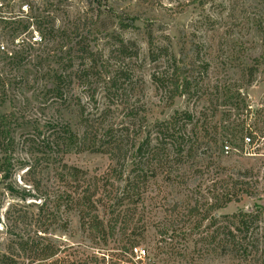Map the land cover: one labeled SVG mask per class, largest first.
Wrapping results in <instances>:
<instances>
[{
  "label": "rangeland",
  "instance_id": "1",
  "mask_svg": "<svg viewBox=\"0 0 264 264\" xmlns=\"http://www.w3.org/2000/svg\"><path fill=\"white\" fill-rule=\"evenodd\" d=\"M24 1L0 0V38L9 28H17L15 42L33 44L32 50L23 54L25 60L20 63V71L26 70L30 74L29 79L33 80L17 95L15 108L19 113L31 120L36 118L41 124L53 114L58 116L45 94L49 81L45 77L35 79L34 71L42 67V72L51 69L74 72L80 62L75 43L78 37L81 41L85 40L89 48L109 65V58L106 61L108 48L111 38L115 39V36L135 41L141 53H145L144 35L148 31L154 38L168 36L175 58L186 62L194 59L196 73L201 70V59L207 62L206 78L199 83V87L208 94L201 95V91L191 89L190 97H176L168 102L149 82L146 66L142 71L143 97L140 93L138 98L145 105L148 121L163 120L181 111L191 112L197 119L204 108L216 111L211 125L217 124L225 111L228 112L229 121L237 118L238 122H234L238 125H232L237 137L225 143L230 149L228 154L222 153L219 162L233 171L252 169L256 174L253 173L256 190L250 197L242 196L239 202L225 205L216 212V217L230 216L240 210L249 211L253 205L264 208V95L261 69L258 68L251 78L247 76L251 60L262 54L260 36L254 30L253 22L264 11V0H28L29 7ZM118 18L122 26L132 24L134 29H120ZM49 26L53 30L52 36H44V42L39 43V31ZM76 28L83 30L73 31L76 37L72 40L68 32ZM111 32L113 36L110 38ZM7 49L10 59L15 52H20L17 47L7 46ZM60 53L68 61L58 62L54 58ZM6 57L9 58L8 55ZM2 64L0 61V68ZM63 64L72 68H62ZM72 82V106L61 111L60 116L64 121L69 120L73 128V112L77 106L86 109L85 114L94 113V109L99 111L106 101L100 90H96L95 101L90 99L91 79H73ZM226 101L235 102L237 106L222 107V102ZM243 137H249V145H244ZM62 160L67 167L85 174L86 182L93 189L91 203L95 207L88 209L89 216L82 219L76 204L68 207L64 202L59 203V208L51 213V203L45 209L41 206L42 198L41 204H37L38 198L26 200V210L31 216L51 218V222H44L47 225L38 230L33 227L27 229L23 235V241L27 238L26 249L29 251L26 255L19 251L18 231L7 235L0 224V264H135L128 257L131 247L145 251V258L137 264H236L226 257H202L197 249L192 250V244L184 252L185 257L180 258L183 243L178 238L170 239V233L181 230L179 226L185 219V213L182 208L175 213L171 206L174 202H187L185 189L169 188L157 178L137 201L131 199L120 207H114L111 204L114 199L104 197L102 192L109 190V187H104L99 180L110 165L104 155L71 152L64 155ZM23 172V168L14 170L9 180L13 187L29 188L30 183ZM194 181L202 185L201 191L207 185L202 178L195 177ZM41 184L47 185L45 179ZM108 184L118 183L112 180ZM68 185L73 183L66 184L67 192L70 190ZM190 188H193L192 185ZM11 199L17 200L13 196H4L2 208L6 207V203H13ZM117 216L118 219L113 222ZM94 227L96 230L92 229ZM261 227L264 228V220ZM160 232L164 235L159 236ZM37 235L41 236V240L36 238ZM41 247H51L50 254L43 258L33 254L35 249Z\"/></svg>",
  "mask_w": 264,
  "mask_h": 264
},
{
  "label": "trees",
  "instance_id": "2",
  "mask_svg": "<svg viewBox=\"0 0 264 264\" xmlns=\"http://www.w3.org/2000/svg\"><path fill=\"white\" fill-rule=\"evenodd\" d=\"M24 2L29 7L28 0ZM117 22L123 31L134 29L132 24L122 26L120 18ZM41 25L42 22L39 23ZM253 27L260 36L262 54L251 60L247 76L251 78L258 68L261 69L264 95V11L256 16ZM78 30L68 32L72 40L76 37L73 31ZM15 33L17 28H9L0 38L3 41L0 43V61L3 62L0 68V212H3L0 224L7 235L18 231L19 251L25 255L29 252L26 249L27 238L23 241L27 229L33 227L38 230L51 222V218L31 216L26 210V200L38 198L37 204H41L42 198L41 206L45 209L51 203V213L59 208V203L64 202L68 207L76 204L82 219L89 216L88 209L95 207L91 203L93 189L86 182L85 174L67 167L62 160L71 152H88L102 154L110 162L108 170L99 180L104 187H109L102 192L104 197L114 199L111 203L114 207H120L131 199L137 201L157 178L169 188L187 191L186 203L174 202L171 206L175 213L180 208L185 213V219L182 218L179 226L181 230L170 233V239L178 238L183 243L180 258L185 257L184 252L192 244V250L197 249L202 257H226L236 264H264V228L261 227L264 208L253 205L249 211L240 210L230 216L214 217L228 203H237L242 196L250 197L256 190L257 182L252 169L233 171L219 162L223 148L228 147L225 143L237 137L232 126L238 125L237 118L229 121L225 111L220 121L211 125L216 111L204 108L197 119L191 112L181 111L163 120L149 122L145 105L138 98L140 93L143 97L142 71L146 66L149 82L168 102L176 97H190L191 89L207 95L206 90L199 87L208 70L203 58L199 62L201 70L196 73L194 59L186 62L175 58L168 36L154 38L148 31L144 35L145 53H141L135 41L118 36L113 39L111 32L112 42L106 59L108 61L109 58L108 65L89 48L85 40L81 41L78 37L75 43L80 62L74 72L69 73L66 69L42 72V67L34 71L35 79L45 77L49 81L45 94L53 112L58 115L49 116L41 124L38 119L31 120L15 108L17 95L33 80L29 79L30 74L26 70L20 71V63L25 60L23 54L32 50L33 44L15 42ZM52 33L51 26L43 27L39 31L38 42H44V36H52ZM7 46L17 47L20 52H15L10 59ZM61 54L54 58L58 62L68 61ZM62 68L72 67L63 64ZM73 79H91L90 99L95 101L96 90H100L106 104L99 111L95 108L94 113L86 114V109L77 106L73 112L75 122L72 128L69 120L61 119L60 112L72 106L70 88ZM234 103L226 101L221 106L236 107ZM207 105L210 106V103ZM21 168L30 183L29 188L17 189L9 181L14 170ZM195 177L202 178L208 185L203 187V191L200 190L202 185L195 184ZM44 179L47 185L41 184ZM112 180L118 184H108ZM68 182L73 183L67 186L69 192L65 190ZM4 196H13L17 200L11 199L13 203H6V207L2 208ZM92 229L96 230L95 227ZM163 235L160 232L159 236ZM40 237L36 236L41 240ZM197 245L199 248H196ZM51 249L41 247L33 254L43 258L50 254ZM1 257L7 258L4 255Z\"/></svg>",
  "mask_w": 264,
  "mask_h": 264
},
{
  "label": "built area",
  "instance_id": "3",
  "mask_svg": "<svg viewBox=\"0 0 264 264\" xmlns=\"http://www.w3.org/2000/svg\"><path fill=\"white\" fill-rule=\"evenodd\" d=\"M243 143L244 145H249L250 139L249 137H244L243 138ZM224 154L229 152L228 147H224ZM145 251L139 247H131L128 250V257L135 262V264L138 263V261H142L145 258Z\"/></svg>",
  "mask_w": 264,
  "mask_h": 264
},
{
  "label": "water",
  "instance_id": "4",
  "mask_svg": "<svg viewBox=\"0 0 264 264\" xmlns=\"http://www.w3.org/2000/svg\"><path fill=\"white\" fill-rule=\"evenodd\" d=\"M214 217H216V214H214Z\"/></svg>",
  "mask_w": 264,
  "mask_h": 264
}]
</instances>
